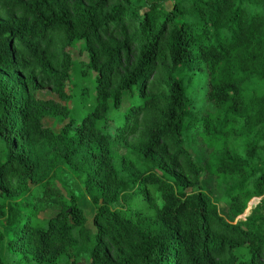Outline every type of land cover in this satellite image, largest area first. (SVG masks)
Returning <instances> with one entry per match:
<instances>
[{
  "label": "trees",
  "instance_id": "obj_1",
  "mask_svg": "<svg viewBox=\"0 0 264 264\" xmlns=\"http://www.w3.org/2000/svg\"><path fill=\"white\" fill-rule=\"evenodd\" d=\"M71 72L94 73L80 120ZM250 79L264 81V0H0V264H264Z\"/></svg>",
  "mask_w": 264,
  "mask_h": 264
},
{
  "label": "rangeland",
  "instance_id": "obj_2",
  "mask_svg": "<svg viewBox=\"0 0 264 264\" xmlns=\"http://www.w3.org/2000/svg\"><path fill=\"white\" fill-rule=\"evenodd\" d=\"M165 4H166L167 8L171 7V3L169 1H167ZM82 46H83L82 43H78L74 48H71V53H72L73 58L75 60H77V61L81 60V61L87 62V60H88L87 52L84 50L80 51V48ZM88 84H92V86L94 85V73L93 72H91V76L89 78H80L78 76H75V72L74 73L71 72V82H69L67 84V89L69 92L72 93V98L68 102V104H69V107L76 112L77 120H80V116L92 108V104H93L92 98H89V100L87 102H85L84 106H81L80 104H78V102L80 101V100H78L79 99L78 95L81 93V89L85 88V86H87ZM242 86H243V89H244L246 95L252 93L253 91L264 93V81L261 82V81L255 80V79H250V80L243 82ZM90 91H91V94H94V91H92V88L90 89ZM39 95L43 96V97H49V96L54 97V95H52L48 92L40 93ZM89 96H91V95H89ZM44 121L47 125H49L51 123V119L48 117H46L44 119ZM50 125H51L54 132H58L62 126L61 123H54L53 125L51 123ZM191 137H192V132H191L190 136L188 137V141L185 144V146L188 149V151L190 152V154L192 155L193 159L197 163L201 164L202 154L200 153V150L202 148L199 145L200 137L196 136V138L193 141H191ZM69 176H66V179ZM57 185L59 188H61L60 184H57ZM200 189L204 190V191L209 190L207 178L202 177L200 179L199 185L194 188V190H196V191L200 190ZM61 190H62V192H64L63 189H61ZM258 199L259 198H256V197H253L252 199H250L248 204H247L246 209L244 210V212L242 214L238 215L234 219V222H236L237 220H243L245 218V216L250 212V210L254 206V204L257 203ZM79 204L82 206V208H84L85 214H86L87 218L89 219L87 224L91 225V218H92V215L94 212L93 211L94 208L92 207V205L88 201V198L86 195H84L83 197H81L79 199ZM218 210H219V213L223 217L227 218V207L225 205L218 203ZM49 214L50 213L47 212V215H49ZM238 259H239V261L244 260V257L241 253L238 254Z\"/></svg>",
  "mask_w": 264,
  "mask_h": 264
}]
</instances>
